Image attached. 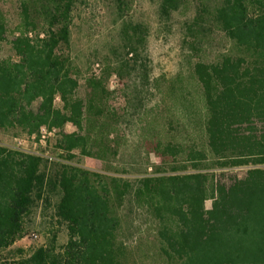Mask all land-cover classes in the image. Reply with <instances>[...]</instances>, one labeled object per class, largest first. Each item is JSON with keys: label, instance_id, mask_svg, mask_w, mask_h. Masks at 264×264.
Masks as SVG:
<instances>
[{"label": "trees", "instance_id": "trees-1", "mask_svg": "<svg viewBox=\"0 0 264 264\" xmlns=\"http://www.w3.org/2000/svg\"><path fill=\"white\" fill-rule=\"evenodd\" d=\"M73 2L16 0L10 16L0 0V132L36 141L44 127L56 150L0 142V253L40 202L66 234L58 245L51 226L43 245L3 264H264V0H194L186 70L151 80L178 113L139 119L162 161L133 178L79 164L118 153L106 83L127 63L81 77L68 52ZM214 37L223 45L211 51Z\"/></svg>", "mask_w": 264, "mask_h": 264}, {"label": "rangeland", "instance_id": "rangeland-1", "mask_svg": "<svg viewBox=\"0 0 264 264\" xmlns=\"http://www.w3.org/2000/svg\"><path fill=\"white\" fill-rule=\"evenodd\" d=\"M16 0H2L5 10L12 16V5ZM161 0H74L69 20V56L81 77L97 74L106 64L115 66L126 61L127 67L120 76L111 74L106 87L110 92L108 106L119 117L118 132L120 147L115 158L109 161L89 156H81L79 164L94 171L112 168L124 169L125 177L133 178L152 173V168L162 161L153 152V140L143 138L140 120L160 112L164 119L178 113L170 109L167 100L161 101L158 93L151 87V80L159 75L166 78L186 70L187 33L186 25L195 13L194 0H183L178 9L163 14ZM223 45L214 37L209 50L215 51ZM132 46L133 51L129 49ZM145 72L148 82H143L141 73ZM55 104L59 102L55 99ZM157 106V107H156ZM70 124L64 126L71 131ZM55 131L45 133L44 144L24 136H13L0 132V142L30 151L55 157L53 147ZM164 160H168L167 158ZM244 167L234 168L238 176ZM112 172V171H110ZM56 196H51V203ZM204 206L209 208L210 201ZM51 206L43 208L42 203L33 209L26 220V229L19 239L0 253V264L4 258L16 257L43 245L51 226L56 227V243L66 240L63 225L52 223ZM35 234V238L31 237ZM143 237V236H142ZM141 237V238H142ZM145 238V237H144ZM150 239V237L148 238ZM131 239L127 241L132 244Z\"/></svg>", "mask_w": 264, "mask_h": 264}, {"label": "built area", "instance_id": "built-area-1", "mask_svg": "<svg viewBox=\"0 0 264 264\" xmlns=\"http://www.w3.org/2000/svg\"><path fill=\"white\" fill-rule=\"evenodd\" d=\"M51 131H53V130H51ZM46 132H50V131H47L44 127L40 128L39 136H38V139H37L39 144H44V142H45V133ZM41 155H43L45 157H48L49 159L51 158L50 156H47V155H44V154H41ZM31 237L35 238V234H31Z\"/></svg>", "mask_w": 264, "mask_h": 264}]
</instances>
